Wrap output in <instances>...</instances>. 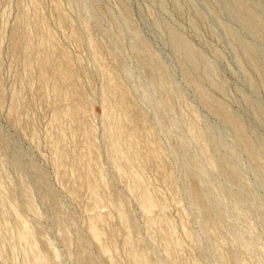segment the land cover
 Here are the masks:
<instances>
[{"label":"rangeland","instance_id":"1","mask_svg":"<svg viewBox=\"0 0 264 264\" xmlns=\"http://www.w3.org/2000/svg\"><path fill=\"white\" fill-rule=\"evenodd\" d=\"M263 168L264 0H0V264H264Z\"/></svg>","mask_w":264,"mask_h":264},{"label":"bare ground","instance_id":"2","mask_svg":"<svg viewBox=\"0 0 264 264\" xmlns=\"http://www.w3.org/2000/svg\"><path fill=\"white\" fill-rule=\"evenodd\" d=\"M247 17L248 18H250L251 20H253L254 18H255V15H254V13L253 12H251V11H247ZM257 21H259V20H257ZM262 26V25H261ZM250 27V26H249ZM252 28V27H251ZM174 40L176 41V42H178L179 43V47L181 48V50L183 51V52H185V53H187V54H190V53H192V49H191V47L186 43V42H184L178 35H174ZM243 47H244V50L245 51H247V52H250V50H252V49H250V47H249V45H243ZM251 53V52H250ZM249 53V54H250ZM191 55V54H190ZM193 55V54H192ZM188 56V55H187ZM192 57V56H191ZM196 58V57H195ZM253 58V57H252ZM194 60V59H193ZM151 65V66H150ZM150 67H154L158 72H159V76H160V82H159V85H158V87L160 88V90H162V91H165L166 89H167V84H168V78H169V76H168V74H167V71L158 63V61H156V60H154L153 58L151 59V62H150ZM65 76L67 77V74L65 73ZM64 75H62V77H65ZM68 78V77H67ZM62 80H64V79H62ZM170 83V82H169ZM158 84V83H157ZM169 85V84H168ZM168 90V89H167ZM117 93H118V100H117V105H115L116 107V109L118 110L119 109V107H122V108H125V107H127L128 106V104H129V100H128V98L126 97V95L124 94V93H122V92H119V91H117ZM168 96H169V91H168ZM201 96H202V100H203V102H204V104H206L207 106H209V107H212V108H217L216 110H218V113L225 119V121L228 123V124H230V126L233 128V130H234V132H235V134H236V136L244 143V145L247 147V149H248V151H249V155H250V157H251V159H252V161H253V163L255 162V163H258V161H260V159H259V157H260V152H261V149H262V147H263V145H261V144H257V143H255V142H252L248 137H247V134H246V132H245V129H244V127H243V125L239 122V120H237L225 107H223V106H220L219 104H217L216 103V101L205 91V90H203V89H201ZM119 126L121 127V128H124V126H125V124H126V120H125V117L123 116V115H120L119 116ZM133 126H134V129H136V125L133 123ZM194 130V129H193ZM138 131L140 132V130L138 129ZM199 131V130H198ZM196 132V130H194V133ZM200 132V131H199ZM141 134V133H140ZM197 134H201V133H197ZM132 135V134H131ZM198 136L199 135H196V138L198 139ZM201 136V135H200ZM250 137V136H249ZM201 138V139H200ZM199 139H200V142H202L201 144L203 145H206L205 143H203V141H201L202 140V137H199ZM136 144H137V141H134L133 139H129V142H128V146L129 147H133V146H136ZM204 145H203V147H204ZM205 148V147H204ZM111 150L114 152V153H116V154H118L119 153V151H120V148L115 144V143H113L112 145H111ZM205 150V149H204ZM207 151H208V149H206ZM205 150V151H206ZM155 152V151H154ZM154 152L152 153H150L151 154V156H150V158L151 159H153V158H155V154H154ZM214 156V155H213ZM212 156L210 155V158H211ZM215 157V156H214ZM154 160V159H153ZM193 160V159H192ZM190 161L189 163H195V164H197L195 161ZM262 160V159H261ZM209 162V161H208ZM188 163V162H187ZM260 163V162H259ZM194 165V164H193ZM194 167V166H193ZM198 167L199 168H197L198 170H200V172L202 173V168L198 165ZM233 168V167H232ZM264 169V168H263ZM197 170V171H198ZM205 170V169H204ZM204 170H203V172H204ZM205 173V172H204ZM234 173H233V170H231L230 169V175L232 176V177H234V175H233ZM203 175V174H202ZM90 176V175H89ZM204 176H206L205 174H204ZM90 178V177H89ZM93 178L91 177V179L90 180H92ZM94 180H96L95 178L92 180V181H94ZM102 180V179H101ZM91 181V185H93L92 183H94V182H97V181H94V182H92ZM136 182V181H135ZM88 183H89V181H88ZM136 183H138V182H136ZM98 184V183H97ZM103 184V183H102ZM139 184V183H138ZM96 185V184H95ZM95 185H93L94 186V188H95ZM137 185V184H136ZM140 185V184H139ZM90 186V185H89ZM92 187V186H91ZM135 188V187H134ZM137 188H138V186H137ZM140 188V187H139ZM94 190V189H93ZM224 190V189H223ZM91 191H92V189H91ZM226 191V190H225ZM225 191H223V192H225ZM229 192V191H228ZM143 193V192H142ZM192 193H193V197H194V199H195V204H197V206L202 210V213H203V216H204V222L205 223H207V224H215L216 223V221L217 220H215L216 219V214H215V210H214V208L209 204V203H207V201L205 200V198H204V196H203V193H202V191L200 190V189H195V190H192ZM222 193V192H221ZM223 194V193H222ZM227 195H228V193H226ZM141 195V194H140ZM143 196V195H142ZM225 196V195H224ZM228 197H231V196H228ZM120 199V198H119ZM230 199H232V198H230ZM229 199V200H230ZM235 199H236V197H235ZM235 199H233L234 201H235ZM233 200H231L232 202H234ZM142 201H143V203L145 204V206H147V207H151L152 206V201L148 198V197H146V196H143V198H142ZM239 201V200H238ZM237 201V202H238ZM123 205V204H122ZM121 206V205H120ZM162 206V205H161ZM232 206L234 207V203H232ZM231 206V207H232ZM239 206V205H238ZM235 208V207H234ZM235 209H237V208H235ZM238 210H240V209H238ZM119 211H120V209H119ZM237 211V210H236ZM120 212H121V214H120ZM118 214L120 215L119 217H122L123 219H125L127 216H126V214L124 213V210L122 209L121 211H120ZM122 215V216H121ZM218 215V214H217ZM243 215V214H242ZM202 216V217H203ZM219 218V217H218ZM120 220H121V218H120ZM128 220V219H127ZM219 222H220V224H221V221L219 220ZM122 223V222H121ZM124 223V222H123ZM122 223V224H123ZM218 223V222H217ZM221 226V225H220ZM214 227V226H213ZM96 228V227H95ZM18 229H20V228H18ZM21 230V229H20ZM19 230V231H20ZM18 231V232H19ZM24 231V230H23ZM22 230H21V234H23V236H25L26 238H27V240L28 241H30V243H32L33 242V238L29 235V233L27 232V231H24L23 232ZM91 232H92V235L93 236H95L96 237V235L98 236V232L96 231V229H94V226H93V228H91ZM19 234V233H18ZM164 237V236H163ZM22 238V237H21ZM166 238V237H165ZM164 238V239H165ZM169 238V237H168ZM25 239V238H24ZM163 239V240H164ZM2 240V239H1ZM26 240V239H25ZM164 242H165V245H166V241L164 240ZM236 242V241H235ZM3 243V242H2ZM162 243V242H161ZM26 244H28V243H26ZM34 243H32V246L34 247ZM168 245V244H167ZM29 246V245H28ZM36 246V245H35ZM167 247V246H166ZM172 247V246H171ZM241 247V246H240ZM31 248V247H30ZM165 250H166V248H164ZM31 250V249H30ZM35 250H36V248H35ZM137 250V249H136ZM169 250V249H168ZM34 251V250H33ZM139 250H137L136 252H134V254H132L133 253V250H131V254L132 255H134V260H136L137 262H138V264H146L145 262H144V260H143V258L144 257H142V254L141 253H139L138 252ZM141 251V250H140ZM170 252V251H169ZM219 252V251H218ZM32 253V252H31ZM143 253V252H142ZM31 255V254H30ZM143 255H145V254H143ZM241 255V254H240ZM32 258V257H31ZM233 258H234V260H236V256H233ZM237 258H238V255H237ZM145 260H146V255H145V258H144ZM148 260V259H147ZM146 260V261H147ZM233 260V261H234ZM135 262V261H134ZM222 262H224V261H222ZM241 264H243L242 262H240ZM258 263V262H257ZM25 264H35L34 262H32V259H28V261L27 262H25ZM149 264V263H148ZM221 264H223V263H221Z\"/></svg>","mask_w":264,"mask_h":264}]
</instances>
